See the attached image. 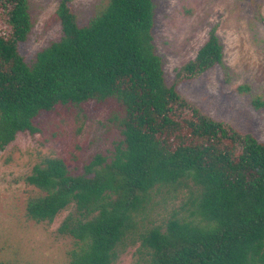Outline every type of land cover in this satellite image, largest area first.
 <instances>
[{
  "label": "trees",
  "instance_id": "1",
  "mask_svg": "<svg viewBox=\"0 0 264 264\" xmlns=\"http://www.w3.org/2000/svg\"><path fill=\"white\" fill-rule=\"evenodd\" d=\"M155 18V0H108L80 26L72 0H62L54 17L61 38L29 65L19 51L33 28L29 0H0V150L38 133L36 121L60 106L113 100L121 111L124 139L111 155L83 172L60 157L34 166L27 215L53 223L74 207L58 229L74 241L69 264H115L135 236L136 264H264V143L178 90L223 64L220 38L212 29L169 85ZM252 104L264 110L261 97ZM184 182L197 189L190 215L141 228L152 193Z\"/></svg>",
  "mask_w": 264,
  "mask_h": 264
},
{
  "label": "rangeland",
  "instance_id": "2",
  "mask_svg": "<svg viewBox=\"0 0 264 264\" xmlns=\"http://www.w3.org/2000/svg\"><path fill=\"white\" fill-rule=\"evenodd\" d=\"M62 0H29L33 28L20 54L32 65L37 54L62 36L54 21ZM155 45L163 58L166 81L193 60L212 29L224 48L223 64L200 79L178 87L180 94L205 115L252 134L264 143V110L252 101L264 100V0H155ZM108 0H72L80 26L102 12ZM249 86V92L239 89ZM121 111L113 100L60 106L42 115L35 135L20 134L0 150V264H69L74 247L58 229L74 207L53 223H37L27 215V201L35 189L26 177L46 157L66 159L72 168L84 167L99 154L111 155L124 139ZM197 189L192 182L162 187L152 193L142 214L141 228L165 224L172 217H188ZM140 242L129 239L115 264H136Z\"/></svg>",
  "mask_w": 264,
  "mask_h": 264
}]
</instances>
